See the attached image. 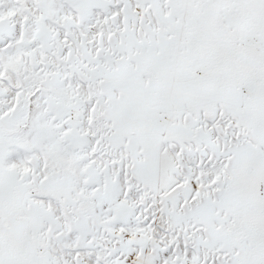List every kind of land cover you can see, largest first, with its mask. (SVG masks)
Instances as JSON below:
<instances>
[{"label":"snow or ice","instance_id":"snow-or-ice-1","mask_svg":"<svg viewBox=\"0 0 264 264\" xmlns=\"http://www.w3.org/2000/svg\"><path fill=\"white\" fill-rule=\"evenodd\" d=\"M0 264H264V0H0Z\"/></svg>","mask_w":264,"mask_h":264}]
</instances>
